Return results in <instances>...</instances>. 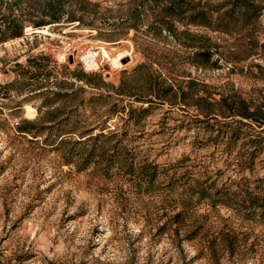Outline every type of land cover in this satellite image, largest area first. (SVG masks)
<instances>
[{
    "label": "rangeland",
    "instance_id": "1",
    "mask_svg": "<svg viewBox=\"0 0 264 264\" xmlns=\"http://www.w3.org/2000/svg\"><path fill=\"white\" fill-rule=\"evenodd\" d=\"M229 1L193 0L208 25L157 0H0V264H264L260 215L193 195L200 184L235 191L242 181L264 194V151L252 168L238 159L264 128L245 121L226 149V139L208 141L218 131L194 122L204 100L216 110L231 97L264 101V8L245 23L224 15ZM10 11L25 27L42 22V33L14 36ZM99 48L110 60L102 54L88 69L82 58ZM149 77L192 93L175 105L115 94L124 83L147 95ZM115 104L149 113L127 123Z\"/></svg>",
    "mask_w": 264,
    "mask_h": 264
},
{
    "label": "trees",
    "instance_id": "2",
    "mask_svg": "<svg viewBox=\"0 0 264 264\" xmlns=\"http://www.w3.org/2000/svg\"><path fill=\"white\" fill-rule=\"evenodd\" d=\"M11 5L19 7L22 0H11ZM163 1L167 5L165 6V10L172 14H179L184 17L188 12L190 15L188 16V20L194 23H198V20L207 21L208 25H210L209 15L206 10L201 9L197 11L196 9L200 7L197 5L192 8L193 0H157ZM262 0H230L229 1V9L224 12L226 17H239L244 20L245 23L255 20L259 17L262 9L264 8L261 5ZM54 3V2H53ZM52 2L48 3L46 6V10H48L49 15L53 19L60 18V11L55 7ZM9 10H11L9 8ZM24 16V15H23ZM25 16H29L26 14ZM5 23L8 29L13 31V35L20 37L23 35V30L25 28L24 25L20 24V19L16 18L14 13L10 11L9 14L5 16ZM42 22H36L34 24L35 27L41 26ZM170 32L172 30H169ZM3 35L0 30V41L3 40ZM208 52H200V55H205ZM98 78L91 76L90 79L86 80V83L90 86H96L97 84L94 82V79ZM85 75H80L79 80L85 81ZM100 80V79H99ZM148 80H151L149 88L146 90L150 93L147 95H142L134 92L131 85H125L122 83L118 88H116L115 94L118 97H127L130 99H134L135 103L142 104H150L154 101L153 98L166 101V99H172L170 105H175L174 101L182 100L189 96L192 91L185 92L184 90L178 91L175 90L171 86H164L162 82L154 80L152 77H149ZM153 81V84H152ZM99 86V85H98ZM122 101V100H121ZM204 104L200 105L202 107L198 108V114L196 116V120L194 122L204 123L206 131L208 129H214V131H218L217 135H211L209 137L210 142L214 144L220 143V140H225L224 144H226V149H231L237 145L238 140L242 138L243 132L242 128L247 126L245 121L254 122L257 125L258 129L264 128V101L260 104H252L247 102L244 99H236L234 97L230 98V102L226 99H222L220 104H226L224 108H220L218 110L214 109L216 103H209L208 101H202ZM206 103V104H205ZM205 108L202 110V108ZM213 110H212V108ZM118 105L115 104L110 111H115L117 113H126L128 118L126 119L127 123L136 119V115H146L149 113L148 108H144V106L140 108H134L133 105H130L128 108H123L122 111L117 110ZM229 111H228V109ZM212 110V111H211ZM221 113L225 115L222 117L224 120H220L218 117ZM228 111V113L226 112ZM59 112L58 109L52 111V114L56 115ZM229 114V115H228ZM236 118H240V120H236ZM231 119L230 122L227 120ZM60 120L56 118V120H52V124L57 125L55 128H59ZM218 128V130L216 129ZM21 133L31 134L33 133L31 130H28L26 127L21 128ZM117 133H110V136H114ZM258 137L250 138L243 143L244 147H247L242 152H239L238 159L239 164L242 167H250L252 168L255 165L256 159L260 153L264 151V140L262 139V135H264V130L257 133ZM110 136L100 134L95 138L98 139L100 137L108 138ZM253 137V136H252ZM93 140V138H89ZM64 143V140L61 141ZM252 148V149H251ZM111 150V149H109ZM116 149H113L112 152H109L110 156H107L108 151L104 150L102 154L103 158L113 159L115 155ZM93 157V153L90 154ZM134 168L132 169V171ZM130 173V172H128ZM150 175V174H149ZM243 181L238 185V190L233 191L231 188H222L217 189L214 184L210 187H203V185H199V187L193 191V195L197 194V201L201 202L203 200L208 201L212 207H216L218 204L226 205L229 207H233L238 211H242L247 213L249 216L254 214L260 215L261 219H264V194H256L251 192L248 188L242 187ZM192 197L186 200L185 208L182 212L175 215L176 218L180 219L184 214H186L185 209H188L190 205H192Z\"/></svg>",
    "mask_w": 264,
    "mask_h": 264
},
{
    "label": "built area",
    "instance_id": "3",
    "mask_svg": "<svg viewBox=\"0 0 264 264\" xmlns=\"http://www.w3.org/2000/svg\"><path fill=\"white\" fill-rule=\"evenodd\" d=\"M24 30H27V32H25V34H24V37L25 38H28V37H35V36H37V35H39V34H41L42 33V31L41 30H39V29H37V28H35V27H33V26H26L25 28H24ZM102 50L99 48V49H97L96 51H93V57L92 56H89V54L90 53H88V54H86L83 58H82V62H83V64L85 65V66H92V65H94V64H96V63H100L99 62V57L102 55V52H101ZM66 55L65 56H63V58L62 59H65L66 60ZM0 82H1V79H0Z\"/></svg>",
    "mask_w": 264,
    "mask_h": 264
},
{
    "label": "bare ground",
    "instance_id": "4",
    "mask_svg": "<svg viewBox=\"0 0 264 264\" xmlns=\"http://www.w3.org/2000/svg\"><path fill=\"white\" fill-rule=\"evenodd\" d=\"M101 52H102V54H103V55H105V57H107V59H109V60H110V58H109V56H108V53H107V51H105V50L103 51V49H102V51H101ZM89 56H92V57H93V51H92V52H90ZM99 66H100V65H99V63H96V64H94V65H92V66H88L87 68H88V69H94V70H95V69H98V68H99ZM32 110H33V112H34V115H35V110H34V109H32Z\"/></svg>",
    "mask_w": 264,
    "mask_h": 264
},
{
    "label": "water",
    "instance_id": "5",
    "mask_svg": "<svg viewBox=\"0 0 264 264\" xmlns=\"http://www.w3.org/2000/svg\"><path fill=\"white\" fill-rule=\"evenodd\" d=\"M70 60L72 61L73 59H72V58H70Z\"/></svg>",
    "mask_w": 264,
    "mask_h": 264
}]
</instances>
